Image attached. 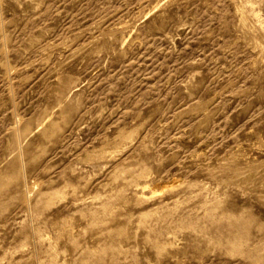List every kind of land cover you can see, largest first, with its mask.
Wrapping results in <instances>:
<instances>
[{
    "label": "rangeland",
    "instance_id": "rangeland-1",
    "mask_svg": "<svg viewBox=\"0 0 264 264\" xmlns=\"http://www.w3.org/2000/svg\"><path fill=\"white\" fill-rule=\"evenodd\" d=\"M0 264H264V0H0Z\"/></svg>",
    "mask_w": 264,
    "mask_h": 264
}]
</instances>
